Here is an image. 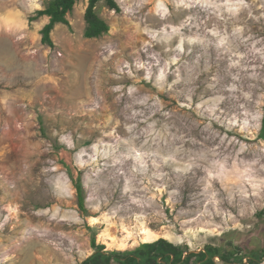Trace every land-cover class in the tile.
<instances>
[{
  "label": "rangeland",
  "instance_id": "1",
  "mask_svg": "<svg viewBox=\"0 0 264 264\" xmlns=\"http://www.w3.org/2000/svg\"><path fill=\"white\" fill-rule=\"evenodd\" d=\"M51 1L0 0V264L160 238L264 264V0L101 1L99 38L78 0L54 47Z\"/></svg>",
  "mask_w": 264,
  "mask_h": 264
},
{
  "label": "trees",
  "instance_id": "2",
  "mask_svg": "<svg viewBox=\"0 0 264 264\" xmlns=\"http://www.w3.org/2000/svg\"><path fill=\"white\" fill-rule=\"evenodd\" d=\"M77 1L78 0H52L46 8L38 10L36 14L31 17V21L44 16L49 18L48 23L45 24L41 31V40L43 44L50 47L55 46L52 39V31L58 24H69L67 16L74 10ZM101 1H104L110 9L116 10L117 12L121 11V7L116 0H89L85 12V37L87 38H99L110 31L109 24L102 19L96 11ZM260 137L264 139V112ZM75 187L79 205L84 209L86 198L80 177L75 182ZM258 215L264 218V208L258 212ZM95 247L98 250L82 264H112L113 261H116L118 264H160L161 260L169 264H200L201 262L202 264H216L214 260L216 256H220L221 260L228 264H239L238 262L240 261L241 263L244 259L243 255L238 254L239 250L236 248L225 253L215 246H208L200 253L185 255V251L182 248L165 238L142 244L136 250L127 253H107L104 251L103 245L95 244ZM193 257H195V260H193ZM230 257H235V259L231 261L232 259H230ZM252 261H255V259H252Z\"/></svg>",
  "mask_w": 264,
  "mask_h": 264
},
{
  "label": "water",
  "instance_id": "3",
  "mask_svg": "<svg viewBox=\"0 0 264 264\" xmlns=\"http://www.w3.org/2000/svg\"><path fill=\"white\" fill-rule=\"evenodd\" d=\"M202 250H200V251H190V253L192 252V253H200ZM188 255V254H187Z\"/></svg>",
  "mask_w": 264,
  "mask_h": 264
}]
</instances>
